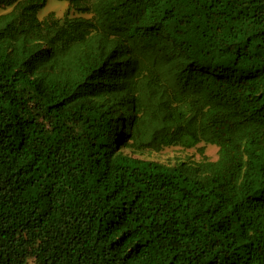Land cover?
Listing matches in <instances>:
<instances>
[{
  "label": "trees",
  "instance_id": "trees-1",
  "mask_svg": "<svg viewBox=\"0 0 264 264\" xmlns=\"http://www.w3.org/2000/svg\"><path fill=\"white\" fill-rule=\"evenodd\" d=\"M65 1L0 0V264H264V0Z\"/></svg>",
  "mask_w": 264,
  "mask_h": 264
},
{
  "label": "rangeland",
  "instance_id": "rangeland-1",
  "mask_svg": "<svg viewBox=\"0 0 264 264\" xmlns=\"http://www.w3.org/2000/svg\"><path fill=\"white\" fill-rule=\"evenodd\" d=\"M67 9V2L65 0H47L44 8L38 12V17L42 19L49 12H52L56 17L61 18ZM198 147L203 148L205 157L214 161L217 157V148L212 145L200 143L197 147L193 148H182L179 146H173L165 148L159 152H144L139 155V158L145 160H153L165 165H175L180 162H187L190 164H196L201 161V155Z\"/></svg>",
  "mask_w": 264,
  "mask_h": 264
},
{
  "label": "clouds",
  "instance_id": "clouds-1",
  "mask_svg": "<svg viewBox=\"0 0 264 264\" xmlns=\"http://www.w3.org/2000/svg\"><path fill=\"white\" fill-rule=\"evenodd\" d=\"M203 144H204V143H203ZM208 145H210V144H208ZM212 146H214V145H212ZM215 147H216V146H215ZM216 148H217V147H216ZM138 156H139V155H138ZM138 156H137V157H138ZM138 158H139V157H138ZM216 158H217V157H216ZM141 159H142V158H141ZM215 160H216V159H215ZM151 161H153V160H151Z\"/></svg>",
  "mask_w": 264,
  "mask_h": 264
}]
</instances>
